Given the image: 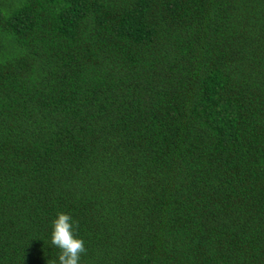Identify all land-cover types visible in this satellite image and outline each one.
Returning a JSON list of instances; mask_svg holds the SVG:
<instances>
[{
	"label": "trees",
	"instance_id": "1",
	"mask_svg": "<svg viewBox=\"0 0 264 264\" xmlns=\"http://www.w3.org/2000/svg\"><path fill=\"white\" fill-rule=\"evenodd\" d=\"M60 212L79 264H264V0H0V264Z\"/></svg>",
	"mask_w": 264,
	"mask_h": 264
},
{
	"label": "clouds",
	"instance_id": "2",
	"mask_svg": "<svg viewBox=\"0 0 264 264\" xmlns=\"http://www.w3.org/2000/svg\"><path fill=\"white\" fill-rule=\"evenodd\" d=\"M78 227V222H75ZM52 245L58 247L59 264H79L81 255L86 254L85 242L78 238L70 214L60 212L53 221ZM55 264V262H53Z\"/></svg>",
	"mask_w": 264,
	"mask_h": 264
}]
</instances>
